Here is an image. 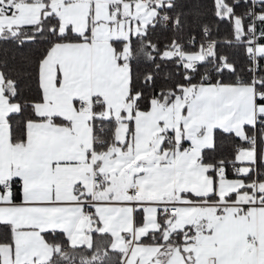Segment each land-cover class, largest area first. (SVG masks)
Returning a JSON list of instances; mask_svg holds the SVG:
<instances>
[{"label": "snow or ice", "instance_id": "1", "mask_svg": "<svg viewBox=\"0 0 264 264\" xmlns=\"http://www.w3.org/2000/svg\"><path fill=\"white\" fill-rule=\"evenodd\" d=\"M0 264H264V0H0Z\"/></svg>", "mask_w": 264, "mask_h": 264}]
</instances>
